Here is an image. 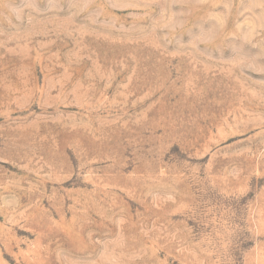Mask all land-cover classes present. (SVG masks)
Instances as JSON below:
<instances>
[{
    "label": "rangeland",
    "instance_id": "rangeland-1",
    "mask_svg": "<svg viewBox=\"0 0 264 264\" xmlns=\"http://www.w3.org/2000/svg\"><path fill=\"white\" fill-rule=\"evenodd\" d=\"M0 264H264V0H0Z\"/></svg>",
    "mask_w": 264,
    "mask_h": 264
}]
</instances>
